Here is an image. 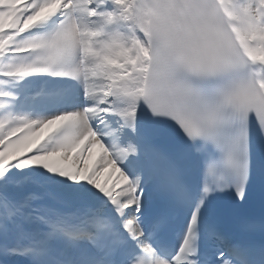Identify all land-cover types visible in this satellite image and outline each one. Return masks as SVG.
Masks as SVG:
<instances>
[{
  "label": "snow or ice",
  "instance_id": "6c2138e0",
  "mask_svg": "<svg viewBox=\"0 0 264 264\" xmlns=\"http://www.w3.org/2000/svg\"><path fill=\"white\" fill-rule=\"evenodd\" d=\"M0 264H264V0H0Z\"/></svg>",
  "mask_w": 264,
  "mask_h": 264
}]
</instances>
